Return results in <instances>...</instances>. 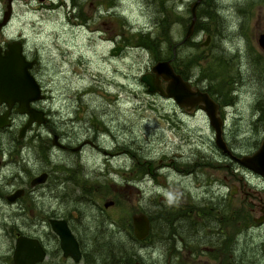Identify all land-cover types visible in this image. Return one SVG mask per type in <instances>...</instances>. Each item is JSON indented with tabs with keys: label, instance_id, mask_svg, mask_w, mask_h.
Here are the masks:
<instances>
[{
	"label": "rangeland",
	"instance_id": "rangeland-1",
	"mask_svg": "<svg viewBox=\"0 0 264 264\" xmlns=\"http://www.w3.org/2000/svg\"><path fill=\"white\" fill-rule=\"evenodd\" d=\"M191 2L15 0L12 5L5 35L23 42L45 98L33 106L49 111L53 128L69 145L87 139L96 148L52 149L49 156L42 126L33 127L18 149L0 135V182L10 187L18 183L13 176L24 182L44 168L41 155L60 168L66 213L78 215L92 246V261L79 264L107 262L111 250L100 247L106 230L116 234L119 252L131 264H264V224L253 222L257 199L264 200L262 180L219 153L201 111L185 112L146 93L138 81L173 49L174 73L191 68L187 81L207 89L219 105L223 139L235 154L252 152L264 138V130L252 125L257 108L264 107V52L256 45L264 33V0H208L202 8L206 18L200 19L206 31L176 49ZM4 3L0 0V13ZM22 120L14 114L13 126ZM1 197L0 264H11L9 236L18 221L11 216L14 206ZM48 203L44 194L35 199V206ZM139 214L149 219V237L140 244L130 221ZM38 218L21 219L36 225ZM196 241L200 244L192 246Z\"/></svg>",
	"mask_w": 264,
	"mask_h": 264
},
{
	"label": "water",
	"instance_id": "water-1",
	"mask_svg": "<svg viewBox=\"0 0 264 264\" xmlns=\"http://www.w3.org/2000/svg\"><path fill=\"white\" fill-rule=\"evenodd\" d=\"M201 0H193L188 5L189 23L185 29L183 39L185 42L192 35V28L195 21V11ZM39 3L43 0H38ZM5 11L2 15L0 26L8 23L11 12L10 0H7ZM209 37H206L201 46L207 45ZM256 45L264 52V33L258 35ZM172 58L174 50L171 51ZM172 59L156 62L148 72L139 75L138 81L144 86L146 93L157 95L158 97L170 100L177 108L190 112L194 109L201 111L209 128L212 130L213 145L219 153L234 162L242 169L259 177L264 183V138L257 147L248 154L238 157L232 154L223 139V121L218 116L219 105L205 92L193 87L189 81L183 80L174 73L170 62ZM35 64V61H27L21 53L18 42L9 43L4 51L0 49V105L5 106V110L0 114V129L9 125L8 115L11 108L16 105L15 111L18 115L27 117L26 123L19 130L21 137L24 131L32 124H43L45 118L39 110L33 109L30 105L43 98L40 88L28 70ZM43 175L33 180V183H42ZM233 194L232 190L229 195ZM13 199V195L7 197L8 201ZM104 204V207L110 206ZM132 235L135 241L142 242L148 235L149 221L146 216L139 214L132 216L131 219ZM263 218L253 219V222L262 223ZM60 240V249L64 256H69L73 261H78L79 254L73 237L68 229L63 225L61 229L54 230ZM264 255V245L261 247ZM43 257L42 250L36 241L20 237L16 239L14 249L11 254L12 264H35ZM133 264H141L134 262Z\"/></svg>",
	"mask_w": 264,
	"mask_h": 264
},
{
	"label": "flooded vegetation",
	"instance_id": "flooded-vegetation-1",
	"mask_svg": "<svg viewBox=\"0 0 264 264\" xmlns=\"http://www.w3.org/2000/svg\"><path fill=\"white\" fill-rule=\"evenodd\" d=\"M14 2L15 0H10L11 12L9 14L8 23L6 25L0 26V49L1 51H4L9 43L13 41L18 42L20 44L21 53L24 59L27 61H32L33 59L29 60L25 56L26 54L23 49V42L20 40L18 36L14 38L13 36L5 35V30L8 27L10 18L12 16V5ZM6 3L7 0H5L4 9L0 13V23L2 20V15L6 10L5 9ZM68 17L69 19L79 18V15L77 14L74 17V15L69 14ZM33 69H34V65L31 67V69L28 70V73L36 81L35 76L32 73ZM36 83L38 84V82ZM40 91L42 94L41 88ZM43 99H45L44 95L41 100ZM33 104H31L30 106L33 109L39 110L43 113V116L46 119L45 122L40 125L32 124L24 131L21 137H18L19 130L26 123L27 117L20 115L22 116L23 120L21 121V123H19L18 126H13V116L14 114H17L15 111L16 105H14L11 108L8 115L9 125L4 129H0V135H6L5 137L7 141L6 145H9L10 148L18 149L20 147L25 146L26 145L25 142L28 139L26 137L27 133L31 131L33 127L36 126L37 127L42 126L43 128L46 129V139H47V143L49 141V145L44 143V145L42 146L47 150L49 156H51L50 150L52 149H54L55 151H59L61 153H68V152L74 153V152H79L82 149V147H84L85 145L96 148L93 142L87 139L83 140L80 144H77L75 147L69 145L67 142H65L66 136L63 133L56 132L55 129L53 128V122L49 116L50 115L49 111L44 110L43 108H36L35 106H33ZM4 110H5V106L0 105V114H2ZM38 138H40L39 135H37L36 139ZM232 154L236 157L242 155V154H235L233 151ZM39 159L41 162L44 161V168L40 171L35 172L30 178H27V180H25L24 182L21 183L19 181V178H17V176H13L14 177L13 179L14 180L17 179L18 183L14 182L13 184H10V187L6 186L7 184L5 182H0L1 184L0 195L2 196L1 200L3 199L9 206H14V210H12L11 216L13 220L18 221V224L15 226V228H13L14 231L12 232V236H9V238L12 240V252L14 249V244L16 239L20 237H24L36 241L40 249L42 250L43 257L40 261L36 262L35 264H79L81 261L84 262V259L86 261L87 260L92 261V258H90L92 257L91 255L92 246L91 244L89 246V242L85 240V234L83 232V229L81 228L82 224L79 221L78 215H76L75 212H71L73 215H70L71 213H66V208H65L66 198L62 188L64 179H60V173H61L60 168L57 165L48 164L45 161L43 155H41ZM228 162L230 161L228 160ZM230 163H234V162H230ZM3 166H4L3 161L0 159V169ZM40 175H43L44 181L42 183H33V180L39 177ZM5 188H8L9 190L3 193L2 195L1 191L4 190ZM42 189H44L43 194L48 198L50 203H48L47 205L38 204V206H35V199L38 198L40 195L43 196V194L39 193V191ZM10 195H13V199L11 201H8L7 197ZM256 206L258 213L257 218H263L264 220V200L261 197H258ZM23 215L28 218H32V220H35L36 218L39 217L37 219L38 223H36V225H37V229L41 228L43 230V235H40L37 229H35V227L33 226L35 225V223H24L21 219ZM262 223L264 224V221ZM63 225H65V227L68 229L69 233L74 239V242L76 243V247L79 254L78 261H73L72 258H70L69 256H64L62 250L60 249V240L54 230H56V228L61 229ZM218 233H220V230H218ZM217 236L220 235L218 234ZM194 244H196L197 246L200 243L196 241L195 243L192 244V246H194ZM215 245L219 247V250L216 249V251L218 254H220L223 249L222 244L218 243L217 241L215 242Z\"/></svg>",
	"mask_w": 264,
	"mask_h": 264
},
{
	"label": "trees",
	"instance_id": "trees-1",
	"mask_svg": "<svg viewBox=\"0 0 264 264\" xmlns=\"http://www.w3.org/2000/svg\"><path fill=\"white\" fill-rule=\"evenodd\" d=\"M207 1L208 0H201L200 1L201 5L199 3V5L197 6L198 9L196 8L195 21H194L193 28H192V35L194 33L200 32V31H206L205 28L203 27V22H201L200 19L201 18L202 19L206 18V17H202V8L203 7L206 8ZM187 11H188V8H187ZM188 14H189V12H188ZM189 20H190V18H188L187 25L189 23ZM187 25H186V27H187ZM187 42H188V40L183 42V43H179V46H175L176 49H179V47L181 48L183 45H186ZM169 59H172L171 62H170V65H171L173 63L172 61H175V59H174V57L172 58V56ZM169 59H167V60H169ZM253 61H254V67H256L255 68L256 71H261V66H260L258 60H256V61L253 60ZM185 69H187V68H185ZM176 73L183 80H188L189 77H191V75H192L191 74V68H188V70H186L184 72L183 71H179V72H176ZM200 90L205 91L209 95L207 89H200ZM257 107H259V105ZM256 111L258 112V115H257V118L252 122L253 128H254V130L259 129V128H261V130H264V107L257 108ZM106 237L107 238H106V241H105L104 245H102V246L100 245V247L104 248L105 250L106 249L111 250V254L107 256V262L105 261V264H120V262H121V264H131V260L127 259V257L123 256V254L119 252L120 245L118 244V241L116 240V234L111 232V231H109V230H106ZM148 237H149V234H148ZM148 237H147V239H148ZM134 242H136L138 244L142 243V242H137L135 240H134Z\"/></svg>",
	"mask_w": 264,
	"mask_h": 264
},
{
	"label": "bare ground",
	"instance_id": "bare-ground-1",
	"mask_svg": "<svg viewBox=\"0 0 264 264\" xmlns=\"http://www.w3.org/2000/svg\"><path fill=\"white\" fill-rule=\"evenodd\" d=\"M200 5H201V3H200ZM198 9V8H197Z\"/></svg>",
	"mask_w": 264,
	"mask_h": 264
}]
</instances>
